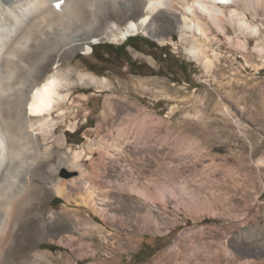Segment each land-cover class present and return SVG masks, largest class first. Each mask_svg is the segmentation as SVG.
<instances>
[{
    "label": "rangeland",
    "instance_id": "1",
    "mask_svg": "<svg viewBox=\"0 0 264 264\" xmlns=\"http://www.w3.org/2000/svg\"><path fill=\"white\" fill-rule=\"evenodd\" d=\"M250 18L264 33L261 18ZM210 25V70L188 52L180 32L168 41L132 34L137 48L127 38L101 39L63 64L111 85L75 87L71 98L79 104L68 103L58 129L67 149L86 142V132L112 144L107 151L116 154L104 164L99 148L82 161L88 170L99 166L111 214L105 219L76 204L83 193L76 187L70 201L33 196L35 211L57 215L43 229L30 220L12 250L17 263H32L39 251L52 264H264V50L256 49L255 34L245 51ZM103 43L117 49L105 62L97 58ZM59 175L70 183L80 170ZM84 219L98 232L86 231ZM72 224L85 234L74 245Z\"/></svg>",
    "mask_w": 264,
    "mask_h": 264
},
{
    "label": "bare ground",
    "instance_id": "2",
    "mask_svg": "<svg viewBox=\"0 0 264 264\" xmlns=\"http://www.w3.org/2000/svg\"><path fill=\"white\" fill-rule=\"evenodd\" d=\"M250 17H260L264 23V0H65L59 10L48 0H0V264H19L12 250L17 243L21 245L32 218L39 220L43 229L50 217L57 215L35 211L37 199L48 201L55 194L70 201L74 193L83 190L76 204L105 219L111 214L104 206L111 196L100 182L99 166L94 164L88 170L82 161L88 152L99 148V162L104 164L108 154H116L107 151L112 144L103 136L92 138L86 132V142L67 149L66 135L58 133L68 103L79 104L71 98L73 89L82 85L106 88L109 80L103 77L99 81L90 72L63 67L66 61L101 39L124 41L144 32L166 41L180 32L188 52L210 70L216 62L208 55L213 30L209 23L224 33L230 44L245 51L250 45L248 36L255 34L256 49L264 50V33ZM228 25L236 29V37L228 33ZM214 54L218 56L216 51ZM112 102L107 98L108 110L113 112ZM65 169L80 170L78 180L68 183L60 177L59 172ZM72 187L78 190L72 192ZM33 196H37L36 201ZM84 221L86 231H97V226ZM69 229L72 245L85 236L74 224ZM50 257L36 251L29 264L42 260L52 264Z\"/></svg>",
    "mask_w": 264,
    "mask_h": 264
},
{
    "label": "trees",
    "instance_id": "3",
    "mask_svg": "<svg viewBox=\"0 0 264 264\" xmlns=\"http://www.w3.org/2000/svg\"><path fill=\"white\" fill-rule=\"evenodd\" d=\"M131 38H133V37H129L128 40H127L128 45H133L134 47L137 48V46L134 45V44L130 41ZM101 46L103 47V48L101 49V56H97V58H98L99 60L105 62L106 59H104V57L109 56V55H111V54H117V51H116L117 49H116V48H113V47H112V44H109V43H103V44H101ZM92 52H93V53L96 52V48H95V47H93ZM165 54H166V52H165ZM69 142L72 143V142H78V141L69 140ZM140 252H141V251H140Z\"/></svg>",
    "mask_w": 264,
    "mask_h": 264
},
{
    "label": "snow or ice",
    "instance_id": "4",
    "mask_svg": "<svg viewBox=\"0 0 264 264\" xmlns=\"http://www.w3.org/2000/svg\"><path fill=\"white\" fill-rule=\"evenodd\" d=\"M48 2L58 10L62 7L63 4V0H48ZM224 2H227V0H224Z\"/></svg>",
    "mask_w": 264,
    "mask_h": 264
}]
</instances>
